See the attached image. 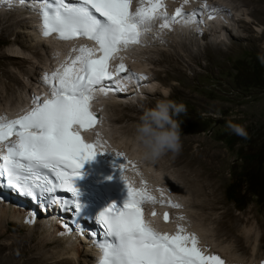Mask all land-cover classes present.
Returning a JSON list of instances; mask_svg holds the SVG:
<instances>
[{
	"label": "bare ground",
	"instance_id": "6f19581e",
	"mask_svg": "<svg viewBox=\"0 0 264 264\" xmlns=\"http://www.w3.org/2000/svg\"><path fill=\"white\" fill-rule=\"evenodd\" d=\"M174 2L175 5L171 6L169 0H164V11L168 14L167 18L157 17L154 19L146 26L148 30L142 35L140 43L126 47L121 46V50L115 53L111 59V70L113 72H115L121 62L126 65L128 71L120 74H122L121 80L128 79L133 81L127 88V95L130 97H132L133 92L136 91L137 88L140 90L139 92L142 96V93L146 92L145 89L149 90V93H152L151 95L168 92L167 87H163L162 90L159 88L158 90L154 89L152 86L154 85L155 87V84L152 78L138 79L140 75H146L148 72H151L150 69L146 68V64H149L148 59H146V63L144 58L147 53L153 51L154 48L152 46L158 48L155 49V52L161 55L159 59L160 62L167 63L168 68H166L165 72L168 73V77L177 79L185 76V72L181 71V68L178 66L179 61L174 57L173 53L167 50V47H172L173 49L176 47L174 51L177 53L184 50V54L181 55L180 53V56L185 59V53L188 55V52L192 53L193 51L190 46L195 38L193 39L192 36L201 35L202 38H206L209 33L208 36H210L211 41L207 42L206 47L215 48L216 55H221L230 49V45H233L232 43L228 45V42V44L224 42L223 39H221V34L224 35V32H227L229 33L228 35L232 37L236 36V38H240V35L237 34L238 32H234L233 28H231L234 26L232 23L233 21L237 23L242 21V15L238 19L235 18L237 16L235 12L236 9H238L236 6L231 5L232 7H228V3L226 4L225 1L221 2V0H208L207 2H197V0H174ZM32 6V0H24V3H20L19 0H2V2H0V18L3 16V18L8 21L12 20L8 27L21 23L26 24L27 31L23 32H29L30 30L36 37L35 43L27 44L17 36L14 39L13 45H18V50L13 51L11 54L9 53L11 58L5 63L6 65L11 64L17 66L19 71L23 72V75L35 79L34 82L30 84H37L39 86L33 90L32 86L28 84V81L24 82L21 80V87L24 91V95L19 97V102H16L17 99H14L12 96L13 86L10 81L20 84V80L16 74L9 73L8 82L3 83L2 87H0V117L15 115L21 111L28 100H34V97L44 96L45 93H49L52 87L45 82L43 77L46 73L51 74L56 71L65 62L70 63V58H74L79 54L78 51H73V49H78L80 46L84 45L94 47L92 43L84 39L59 41L55 39L53 35L45 36L41 34V31L34 26L33 17L35 15L33 14V10L29 11L28 9ZM137 6L138 0H133V8ZM200 8H203V11ZM177 9H181L182 14L180 17H176L175 20H172ZM198 13L202 15L200 20L197 16ZM28 15L30 16L28 17ZM195 15L197 18L194 19ZM165 19L169 21V27H162ZM198 20L200 22H198ZM240 26L248 28V24L246 23L244 25L240 24ZM8 27L6 29H8ZM196 28L198 30L203 28L204 30L198 31ZM205 30L208 31V33L204 32ZM215 35L220 37L216 39L213 37ZM213 40L218 41L213 42ZM39 47H41V50L43 49L45 51L47 61H50L49 65H47V61V63L43 62L46 60V58L44 60V57L37 63L34 60L40 57L41 53ZM26 51L31 53L30 57L26 56ZM192 55L193 57L191 60L193 62H198L201 58L196 54ZM25 62L30 64L29 68H24ZM42 63L43 65H47L46 68H48L45 74L37 72L38 68L43 70L41 66ZM6 71V69L3 70V72ZM36 72L42 78H35L34 75ZM130 74H139V76L133 75L129 79L128 77ZM159 76H161V73L158 71L155 72V78ZM173 84V89L179 90V87H177L175 83ZM100 89L94 93V99L92 100L94 108L98 112L97 116L100 122L95 127L88 130L87 133L94 141L98 138L100 139L102 145L100 148L102 153H100V155L103 161L108 163L114 172L122 178V169L120 165L124 164L125 171L123 174L127 180L134 187L138 189L145 188L156 197V203L149 202V208L152 210V213L147 217L148 221L169 234H175L178 226H183L186 232L196 234L203 251L208 254L219 255L225 261V264H264V244L260 243L258 245V250H255L254 245L251 247L247 245L249 239L252 238V240H256V235L251 237V235H248L250 232L247 233L248 231H243L241 229L238 233V246L244 253L249 251V257H245V255L238 256L231 247L233 245H226L218 241V238H216V235H220V230L218 228L227 225V221L224 217H228L227 215L230 214L227 212L228 210L225 213L223 211L218 217V220L215 219L217 224H219L218 228L210 226L211 223L209 221L213 220V218L211 217L212 214L208 215L209 212L207 210L219 208L218 204L220 203V201L215 198L217 187L212 177L214 170L218 167V163L221 162L220 154L217 152L210 153L204 151L203 154L201 153L197 156L183 150L180 152V157L178 156L171 159L172 165L180 164L183 161L182 159H187L191 162L189 167L188 165H182L187 166L185 170H182L181 167L178 168L183 177V183H181L189 193H186L189 195V197L187 196L188 198L185 193V196H180L181 193L179 194V192H181V190H177V182H175L172 176L173 174L169 175V173L165 171V166L162 165L163 168H161L157 161L143 160L140 158L141 147L135 135L137 123H129L128 125L120 126L114 130L111 135L104 130L107 126V122L108 124L110 122L121 123L125 118L129 119L132 118V116L125 113L123 116H104L103 105L118 110H121L123 106H131L133 108L136 105L126 100L118 101V99H123L125 97L124 94L118 93L112 89H108L107 94H105V92ZM137 98L139 97L135 99ZM141 102L142 100L138 99L136 103L138 104ZM145 108H148V106ZM145 108H142L139 112L142 113ZM133 118L137 119L138 117L135 115ZM117 152L124 153L126 158L116 155ZM129 161L131 163H129ZM199 177L206 179V184L200 181L201 179H199ZM161 189H163V195L161 194ZM0 197H2L0 198V236L7 235L9 232L8 224L19 225L27 229L25 234L12 235L10 241H2L0 243V251L5 248L10 250L12 263L15 261L16 254L21 252L20 250H22L26 244L28 245L36 242L35 249L37 253L30 258L34 260L33 263L35 264H94V261H96L95 252L89 242L80 241L75 233H64L62 228L58 227L55 221H48V218L44 216L41 217L36 209L29 210L25 204H22V201L13 199L10 193L7 195L0 192ZM169 200L178 203L180 207H173L172 204L168 203ZM160 201L164 202L161 203ZM194 209L195 211H193ZM165 213L169 216L167 221L164 219ZM181 217L183 218L181 219ZM204 220L207 223H204ZM240 221L241 217L234 218L232 225L230 224L232 231L235 232L239 230ZM259 221L261 227L264 228V215ZM259 238L263 240L264 233ZM259 250H262V252Z\"/></svg>",
	"mask_w": 264,
	"mask_h": 264
},
{
	"label": "snow or ice",
	"instance_id": "6c2138e0",
	"mask_svg": "<svg viewBox=\"0 0 264 264\" xmlns=\"http://www.w3.org/2000/svg\"><path fill=\"white\" fill-rule=\"evenodd\" d=\"M34 3L40 6L43 35L55 33L63 40L86 37L98 47L84 45L73 49L79 54L70 58V63L45 74L43 79L52 87L50 98L41 102L34 97V106L16 119L0 117V145L6 147V151L0 150V186H12L33 198L37 191L44 196L63 189L72 195V204L79 213L83 204L74 178L81 174L79 169L86 160L102 153L99 138L88 142L82 135V131L100 122L92 109L97 86L128 71L123 62L115 72L111 70L114 54L121 46L140 43L148 30L146 26L157 17L167 18L168 14L164 11V0H138L135 8L133 0H34ZM181 14V9H177L172 20ZM162 27H169L167 19ZM133 75L139 76L130 74L128 78ZM100 90L108 92L104 87ZM116 155L125 157L122 152ZM120 168L129 198L123 207L113 203L95 218L104 237L97 241L102 251L98 264H225L219 255L203 251L196 234L186 232L183 226H178L175 234H169L146 221L143 205L156 203V197L145 188L134 187L123 174L125 165ZM41 170H47L48 174ZM58 200L53 198V202ZM168 203L180 207L170 200ZM164 219H169L167 213Z\"/></svg>",
	"mask_w": 264,
	"mask_h": 264
},
{
	"label": "rangeland",
	"instance_id": "374dc122",
	"mask_svg": "<svg viewBox=\"0 0 264 264\" xmlns=\"http://www.w3.org/2000/svg\"><path fill=\"white\" fill-rule=\"evenodd\" d=\"M200 1L207 2L208 0H197V2ZM224 1L226 4L228 3V7L236 6L238 8L235 12L237 15L235 18L238 19L242 15V21L238 23L233 21L234 26L231 27L234 32H238L237 34L240 35V38H236V36L232 37L227 32H224V35L221 34L223 36H221V39L224 42H228V45L233 44L230 45L231 47L228 51L221 55H216L215 48H207V42L211 41L210 36H208V31H206L208 33L206 38H202L201 35L192 36L193 39L195 38L190 46L193 51L192 53L188 52V55L185 53V59L180 56V53L181 55L184 54V50L177 53L174 51L176 47L174 49L167 47V50L173 53L174 57L179 61L178 66L181 68V71L185 72V76L173 79L168 77V73L165 72L166 68H168L167 63L160 62L161 55L155 52V49L158 48L152 46L154 48L153 51L147 53L144 58L145 62L148 59L149 64H146V68L150 69L151 72H148L144 77L146 79L152 78L155 87L154 85L151 86L154 89L158 90L159 88L162 90L163 87H167L169 99L183 102L187 106V112L177 118L181 122V150L177 154L168 153L162 156L159 159L160 161L157 160V163L161 168L165 166L166 168L164 169L169 175L173 174L172 176L175 182H177V190H181L179 192V194L181 193L180 196L186 195V197H189L187 195L189 194L188 191L183 187V177L178 168L181 167L182 170H185L187 166L182 165H188L189 167L191 162L187 159H182L183 161L180 164L172 165L171 159L180 157V152L183 150L197 156L201 153L203 154L204 151L220 154L221 162L218 163V167L212 174L213 181L217 187L215 198L220 203L218 204L219 208L207 210L209 212L208 215L212 214L211 217L213 218V220L209 221L211 223L209 224L213 228H218L219 224H217L216 220H218V217L223 211L225 213L228 210L227 212L230 214L227 215L228 217H224L227 225L218 228L220 235H216V238L223 244L233 245L231 247L238 256L245 255V257H249V251L244 253L239 248L237 237L240 229L245 230L248 231L247 233L250 232L248 234L249 236H257L256 240L249 239L247 245L250 247L254 245L255 250H258V245L260 243L264 244V239L260 240L259 238L264 233V228L261 227L259 221L264 215V196L257 197L247 192L244 196L246 200L245 204H234V202L228 199L226 192L228 185L235 182L236 176L244 164L245 160H242V157L248 158L255 154L261 156V158L264 157V65L258 59L259 55L264 54V0H221V2ZM169 2L171 6L175 5L174 0H169ZM11 22L12 20L8 21L3 16L0 18V87H2L3 83L8 82L9 73L16 74L20 80V84L14 81H10V83L13 86L12 96L14 99H17L16 102H19V97L24 95L21 80L24 82L28 81V84L32 86L33 90L39 86L37 84H30L35 79L23 75V72H20L17 66L11 64L6 65L5 62L11 58L9 53L11 54L13 51L18 50V45H13L14 39L17 36L27 44L35 43L36 37L30 30L29 32H23L27 31L26 24L21 23L8 27ZM245 23L248 24V28L240 26V24L244 25ZM7 27L8 29H6ZM213 37L217 39L218 36L215 35ZM198 38L202 39L201 42H199ZM218 40H213V42ZM40 48V57L34 59L36 63L42 57H44V60L46 58L45 51ZM192 54L198 55L199 58L201 57L199 59L200 62H193L191 60L193 57ZM26 56L30 57L31 53L26 51ZM46 61L47 58L43 62H48L47 65H49L50 61ZM24 64V68L30 67L28 62ZM47 65H43L42 63L41 66L44 71L38 68L37 72L45 74V71L48 69L46 68ZM5 69L8 72H3ZM157 71L161 73V76L155 78V72ZM37 72L34 77H41ZM173 83L179 87V90L173 89ZM145 91V93H142L143 96L134 100L130 96L128 98L124 97L125 99H118V101L126 100L136 105L133 108L131 106H123L121 110H118L103 105L104 116H123L124 113L132 116L129 119L125 118L121 123L110 122L108 124L107 122L104 130L109 135L120 126H125L129 123H138L142 114L139 111L142 108L147 106L148 108L153 107L159 99L164 98L162 95L163 92L151 95L152 93H149V90L145 89ZM138 99H141L142 102L137 104ZM135 115L138 117L137 119L133 118ZM229 119L234 123L245 126L248 132V138H242L232 133L226 127V122ZM199 179L206 184V179L202 177H199ZM37 212L42 217L39 209ZM236 217H241V221L239 222V230L234 232L231 229V225ZM204 223L207 222L204 220ZM8 226L9 232L6 236H0V243L2 241H10L12 235L25 234L27 232V229L19 225L8 224ZM35 244L36 242L26 244L23 249L21 248L22 250L19 249L21 252L16 254L13 263L11 262L10 250L7 248L1 250L0 264H35L33 263L34 260L30 259L37 253ZM259 251L262 252V250Z\"/></svg>",
	"mask_w": 264,
	"mask_h": 264
},
{
	"label": "clouds",
	"instance_id": "9594fccd",
	"mask_svg": "<svg viewBox=\"0 0 264 264\" xmlns=\"http://www.w3.org/2000/svg\"><path fill=\"white\" fill-rule=\"evenodd\" d=\"M264 65V54L258 56ZM153 107L145 108L136 125V140L141 151L140 158L143 160L157 161L162 156L181 150V122L177 119L187 112V106L183 102L169 99V93L164 92ZM226 127L237 136L248 138L245 126L227 120Z\"/></svg>",
	"mask_w": 264,
	"mask_h": 264
},
{
	"label": "trees",
	"instance_id": "16d2710c",
	"mask_svg": "<svg viewBox=\"0 0 264 264\" xmlns=\"http://www.w3.org/2000/svg\"><path fill=\"white\" fill-rule=\"evenodd\" d=\"M244 164L235 182L228 185L226 195L234 204H245V195L264 196V157L255 154L242 157Z\"/></svg>",
	"mask_w": 264,
	"mask_h": 264
}]
</instances>
